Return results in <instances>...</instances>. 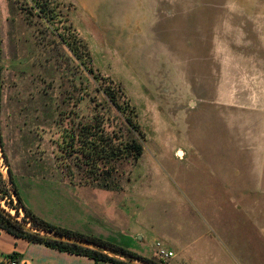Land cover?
Listing matches in <instances>:
<instances>
[{"label": "rangeland", "instance_id": "rangeland-1", "mask_svg": "<svg viewBox=\"0 0 264 264\" xmlns=\"http://www.w3.org/2000/svg\"><path fill=\"white\" fill-rule=\"evenodd\" d=\"M39 2L42 12L31 0H0V135L32 213L102 240L107 233L111 243L167 264L153 255L151 235L143 243L134 230L149 226L144 211L161 222L180 219L174 207L190 200L174 191L171 175L192 201L210 202L204 160L181 130L187 123L189 135L200 134L193 122L206 117L208 130H222L223 151L209 141L205 164L222 163L214 167L226 175L230 159L233 171L254 175L263 200L254 213L264 226V0ZM111 86L144 135L134 133L143 146L136 163L119 153L128 126L105 94ZM227 147L238 149L237 163L223 154ZM0 207L23 219L5 201Z\"/></svg>", "mask_w": 264, "mask_h": 264}, {"label": "crops", "instance_id": "crops-1", "mask_svg": "<svg viewBox=\"0 0 264 264\" xmlns=\"http://www.w3.org/2000/svg\"><path fill=\"white\" fill-rule=\"evenodd\" d=\"M4 70L5 72L6 70L11 72L10 68L6 66ZM2 71L1 69V75ZM15 75L14 73V77ZM3 81L5 80L3 79ZM3 87L2 85V90ZM205 119H203L201 125L200 121L197 124L193 122V126L198 127L196 131L200 134L189 135L190 126L187 123L181 127V130L192 144L193 153L197 155L198 160H204L203 171L204 173L207 172L205 174L208 176L201 175V181L204 187H207L211 192L210 202L207 204L202 201L199 202L201 196L195 197L192 201L188 196L190 195L189 191L181 186L183 184L180 175H171V182L176 188L174 191L183 196V199L190 200L189 205L180 206V204L178 207H174L176 212L181 213L179 214L180 219L176 220L170 217L163 222L157 221L154 217L155 214L149 215L148 211H144V217L150 219V224L148 227L134 230V236L135 238L138 236L139 240L145 243L147 236L151 235L153 239L150 242V248L153 255L156 254V242L160 243L165 251L173 254L171 258L167 259V264H264V226L254 213L258 209V204L263 201L261 199L262 194L260 193L261 196L256 195L257 198H255L252 182L254 175H240L235 165L233 171L230 159V162L228 163L227 160L224 165L226 175H221V171L220 175L217 174L219 169L216 173L214 167L216 160H206L207 164H205L203 154L210 155L211 152L208 150L209 147L206 146L209 141L215 143L218 152L223 151V147L218 141L219 135H222V130H217L214 125L212 130L213 139H209L211 136L209 133L212 131L206 128ZM19 127L21 126L17 125V129ZM201 127L206 128L204 129L206 135L202 134ZM196 136L200 140H196ZM235 148L227 147L224 149L223 154L229 155L237 163L238 149ZM184 152L182 151L183 156H185ZM212 158L214 159V155H212ZM210 161L213 163H210ZM221 164L217 163V166L219 167ZM238 187H241L242 193H239ZM191 197L193 198V196ZM165 210L171 213L169 208ZM172 210L175 212L174 209ZM134 215L136 214L134 213ZM49 223L69 231L94 237L88 233L89 230L78 226H64L59 222ZM101 234L106 239L103 240L110 242L108 240L109 234L103 232ZM9 256L21 264H110L95 263L86 257L68 254L32 243L0 229V264L4 257Z\"/></svg>", "mask_w": 264, "mask_h": 264}, {"label": "trees", "instance_id": "trees-1", "mask_svg": "<svg viewBox=\"0 0 264 264\" xmlns=\"http://www.w3.org/2000/svg\"><path fill=\"white\" fill-rule=\"evenodd\" d=\"M31 1H32V5L34 6L33 9L34 10L39 9V12H42V8L40 7L39 0H31ZM37 16L39 17L40 15L37 14ZM40 17L42 18V16H40ZM0 77H1V69H0ZM104 91H105V94L110 99V101L119 110L123 111L126 114L125 120H126V124L128 126L127 127L128 133H127V138L125 139L123 144L122 143L120 144L122 146V148L119 150V153L121 152L120 155L123 154V156H126L128 158H132L133 162L136 163L140 159L141 155L143 154V146H142V143H140V140L138 138H136L134 133L136 135H138L139 138H141V139L144 138V135L140 130L138 122L136 121V116L134 115L135 112L132 110V108L129 106V104L127 102L122 106V108L120 107V104L118 103L119 101L117 100V96L119 94L118 88L115 90V88L111 86V87H108V89H105ZM1 92H2V85H1V78H0V109H1V105H2V93ZM83 130H85V128ZM3 138H4V136L0 135V151L2 152V159L4 160V162L7 166V171H8L9 180L11 183V188H12L13 193L15 195L14 199L16 200L17 205H13V203H12V197L13 196H12L10 190L7 188V184L4 181L1 172H0V200L5 201L7 206L10 207V209H13L15 211L16 216L19 215V211L21 210L23 213V219L21 221L16 220L12 215H10V213H8V212L4 213L5 212L4 209H2V207H0V229L6 231L7 233H9V234H11L17 238H23L29 242L40 244V245H43L45 247L55 249V250H58L61 252H65L68 254L86 257V258L93 260L95 263L104 262V263H110V264H126L123 262H119L115 259H112L100 251H91V250L83 249V248L76 247L73 245H68V244H64L61 242L42 238L37 234H30L24 230L23 224L29 225L32 228L42 230V231L57 232V233L65 234L68 236H74V237L79 238V239H86V240L92 241L94 243H97L99 245L111 248V249L115 250L116 252H118L122 255H126V256H129L131 258L142 259V260L148 262L149 264H165L161 261H155L153 259L144 258V257L126 249V248L115 245L111 242H108V241H105V240H102L99 238L87 236V235H82V234H79V233H76L73 231H69V230L57 227V226L49 223L48 221L38 217L34 213H32L24 205L22 198H21V196L18 192V189L16 187V183L14 180V173H13V169L11 167V163L8 160L6 152L3 150V148H4V143H3L4 139ZM9 257H11V256H9Z\"/></svg>", "mask_w": 264, "mask_h": 264}, {"label": "water", "instance_id": "water-1", "mask_svg": "<svg viewBox=\"0 0 264 264\" xmlns=\"http://www.w3.org/2000/svg\"><path fill=\"white\" fill-rule=\"evenodd\" d=\"M177 155L180 156V151H178ZM1 156H2V153H1ZM3 179H4V176H3ZM7 183L9 185V190H10L13 198H15V195H14L13 190L11 188L9 175H8ZM4 213H7V212H4ZM23 228H24V230L26 232H28L30 234H37V235H39L42 238H46V239H49V240L61 242V243L68 244V245H73V246L80 247V248H83V249H88V250H91V251H100V252H102L103 254L107 255L110 258L115 259V260H117L119 262L126 263V264H149L148 262H146V261H144L142 259L131 258L129 256L122 255V254L116 252L115 250H113L111 248L99 245L97 243H94V242L86 240V239H79V238H76L74 236H68V235H65V234L57 233V232L38 230V229L32 228V227H30L29 225H26V224H23Z\"/></svg>", "mask_w": 264, "mask_h": 264}, {"label": "built area", "instance_id": "built-area-1", "mask_svg": "<svg viewBox=\"0 0 264 264\" xmlns=\"http://www.w3.org/2000/svg\"><path fill=\"white\" fill-rule=\"evenodd\" d=\"M155 249H156V253H157L158 257L161 260H166V259H169L173 256V254L171 252L165 251L161 247V244L158 242L155 243ZM1 264H21V263H19L18 261H16L12 257H4Z\"/></svg>", "mask_w": 264, "mask_h": 264}, {"label": "bare ground", "instance_id": "bare-ground-1", "mask_svg": "<svg viewBox=\"0 0 264 264\" xmlns=\"http://www.w3.org/2000/svg\"><path fill=\"white\" fill-rule=\"evenodd\" d=\"M4 174V173H3Z\"/></svg>", "mask_w": 264, "mask_h": 264}]
</instances>
